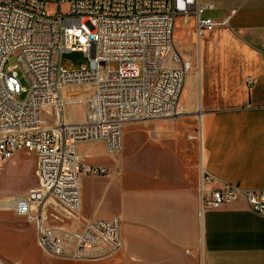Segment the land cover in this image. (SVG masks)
I'll return each mask as SVG.
<instances>
[{
  "label": "built area",
  "instance_id": "built-area-1",
  "mask_svg": "<svg viewBox=\"0 0 264 264\" xmlns=\"http://www.w3.org/2000/svg\"><path fill=\"white\" fill-rule=\"evenodd\" d=\"M211 7L198 0H0V161L18 152L34 156L37 181L6 202L34 226L45 255L95 261L120 251L118 215L71 226L80 209L82 176L113 172L85 164L77 145L101 142L107 153L118 154L126 123L176 115L188 67L174 43L175 20L192 17L200 36L227 22L204 17ZM72 51L87 63L77 69L63 65L62 53ZM8 58L15 64L5 68ZM103 62L117 67L105 71ZM76 105H83V118L68 120L64 108ZM211 181L202 172L199 216L240 197L264 216V190L207 186Z\"/></svg>",
  "mask_w": 264,
  "mask_h": 264
},
{
  "label": "crops",
  "instance_id": "crops-1",
  "mask_svg": "<svg viewBox=\"0 0 264 264\" xmlns=\"http://www.w3.org/2000/svg\"><path fill=\"white\" fill-rule=\"evenodd\" d=\"M198 1L212 5L204 17L227 18L200 36L192 17L175 20L191 26L195 37L200 168L212 177L207 186L264 190V0ZM188 81L185 75L183 85ZM80 107L66 106L65 117L81 120ZM187 139L122 134L116 155L101 142L78 144L85 164L113 172L82 176L80 209L71 226L118 215L123 244L114 255L121 254L122 264H264V216L250 211L242 197L198 215L199 164ZM26 191L0 193V264L45 262L34 226L7 207L6 198Z\"/></svg>",
  "mask_w": 264,
  "mask_h": 264
},
{
  "label": "rangeland",
  "instance_id": "rangeland-1",
  "mask_svg": "<svg viewBox=\"0 0 264 264\" xmlns=\"http://www.w3.org/2000/svg\"><path fill=\"white\" fill-rule=\"evenodd\" d=\"M63 9V8H62ZM54 8L50 7L49 11H53ZM173 39L177 50L182 55L183 60L189 63V70L185 75H190L191 81L183 85L181 94L178 99L177 113L172 118H158L150 120H136L130 121L125 124L123 134H186L187 140L190 141V154H195L196 162H198V175L202 174L200 168V141H199V117L197 111L199 109V90L197 82H195V73L197 65V57H195L194 46L195 37L191 26H186L181 19L175 22ZM61 63L71 69H77L80 65L87 63V58L79 51L64 52L61 55ZM15 64L13 58H8L4 67H10ZM107 67L116 69L117 64L114 62H103L102 68L106 71ZM17 78L20 84L24 87L27 86L26 80L17 71ZM25 97V93H20L18 100H22ZM81 106V107H80ZM75 108H83V105L73 106ZM195 152V153H194ZM116 155V154H114ZM112 162H115L112 160ZM35 170V158L32 155H28L25 152H18L11 161L0 164V193L7 195L12 191L23 189V191L32 189L36 186L37 181L34 174ZM118 170V169H117ZM27 192V191H26ZM113 209L116 208L114 204ZM36 256L41 260L42 252L40 249L35 251ZM104 258L105 261L97 264H122L123 257L119 253ZM70 264L71 261L61 260L57 258H51L45 256V262L43 264ZM90 264V262H87ZM58 264V263H57ZM72 264H85L81 262H74ZM92 264V263H91Z\"/></svg>",
  "mask_w": 264,
  "mask_h": 264
},
{
  "label": "bare ground",
  "instance_id": "bare-ground-1",
  "mask_svg": "<svg viewBox=\"0 0 264 264\" xmlns=\"http://www.w3.org/2000/svg\"><path fill=\"white\" fill-rule=\"evenodd\" d=\"M186 64H187V67H188V70H189L190 65H189L188 62ZM116 173H118V171H116ZM7 204H8V202H7Z\"/></svg>",
  "mask_w": 264,
  "mask_h": 264
}]
</instances>
